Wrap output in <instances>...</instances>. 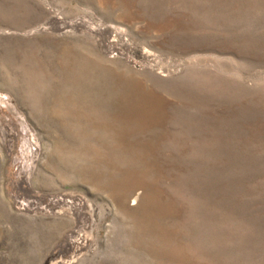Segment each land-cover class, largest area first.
Listing matches in <instances>:
<instances>
[{
	"label": "rangeland",
	"instance_id": "obj_1",
	"mask_svg": "<svg viewBox=\"0 0 264 264\" xmlns=\"http://www.w3.org/2000/svg\"><path fill=\"white\" fill-rule=\"evenodd\" d=\"M0 264H264V0H0Z\"/></svg>",
	"mask_w": 264,
	"mask_h": 264
}]
</instances>
